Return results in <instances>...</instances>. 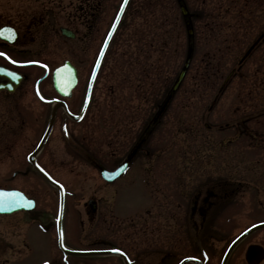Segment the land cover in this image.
I'll list each match as a JSON object with an SVG mask.
<instances>
[{"label":"rangeland","instance_id":"rangeland-1","mask_svg":"<svg viewBox=\"0 0 264 264\" xmlns=\"http://www.w3.org/2000/svg\"><path fill=\"white\" fill-rule=\"evenodd\" d=\"M182 1L194 15L191 39L186 35L176 0L128 1L104 54L85 117L75 123L64 114L57 115L38 154L37 160L63 186L64 242L74 248L103 246L92 242L104 239L133 250L135 255L137 249L142 252L133 264H164L160 259L169 245L176 255L179 241L186 240L188 246L204 240L209 243V253L215 257L221 250L218 253L212 250L221 249L225 240L213 242L209 236H201V230L206 233L210 229L212 233L209 224L212 218H215V232L221 238L227 235L226 240L246 225L264 219V116H258L259 123L254 119L249 122V129L257 135V144L250 139V145L244 148L243 141L239 140L242 136H239L232 145H217L218 141L234 137L233 128L219 131L220 127L264 108V41L230 77L209 112L206 109L222 79L236 66L242 52L263 28L264 2L252 18L248 17L249 22L243 30L237 27L233 16L236 8L225 11L224 0ZM78 2L0 0V12L13 14L41 8L44 15L51 16L50 38L45 41L49 44L44 42L41 47L27 50L26 59H44L48 55L52 64H57L68 57L72 48L78 57L82 55L77 40L60 36L58 32L60 25L75 16L74 6ZM119 3L120 0H103L89 59L86 64H79L82 71L73 91L72 110L81 103L93 54ZM213 3L219 6L218 20L223 22L228 33H235L234 37L221 33L213 37L211 32L216 25L201 21L204 16L211 15ZM82 30L81 26L79 31ZM223 37H232L230 42L224 41L228 43L226 49L222 46ZM189 46L192 51L185 74L163 114L150 123L144 133V138L149 136L148 141H144L145 146L125 175L106 183L98 169L84 157L106 161L111 168L118 161L113 163L117 154L131 150L132 139L159 108L181 69ZM205 51L212 55L213 69L208 76L202 73V58H207ZM35 71L34 75L41 73L39 69ZM31 83L28 77L5 99L6 103L0 102V187L24 190L35 199L45 222L55 218L58 195L57 189L34 173L26 161V154L45 126L43 114L48 108L34 95ZM44 89L41 87L42 93L52 94ZM38 114L40 117H36ZM204 122L210 125L209 129L204 127ZM70 132L84 134V142L90 150L68 151L66 146L72 140ZM111 151H114L113 156ZM232 156L235 162L230 165ZM183 161L196 162V167L187 175L182 169ZM132 175L135 176L130 179ZM178 184H186L182 193L175 191L178 188L174 185ZM194 184L201 187L202 194L212 189L216 196L211 198V207L227 211L226 214H209L202 222L199 215H192L194 223L202 225L203 229L193 231L186 226L184 234L180 225L187 221L182 210L174 207V203L169 205L168 198L170 195V200L185 198ZM90 195L97 199L92 215H88L82 205ZM201 203L199 200L198 204ZM207 203L203 202V206ZM18 216L22 218L23 215H0V259L8 257L11 264H42L44 260L48 264H123L115 255H63L55 247L53 227L50 231L34 224L27 230L26 226L24 244L19 245L20 234L25 229L14 227ZM247 241L264 245V228L255 230L233 250L229 264H237ZM213 261L214 258L210 259V264Z\"/></svg>","mask_w":264,"mask_h":264},{"label":"flooded vegetation","instance_id":"flooded-vegetation-1","mask_svg":"<svg viewBox=\"0 0 264 264\" xmlns=\"http://www.w3.org/2000/svg\"><path fill=\"white\" fill-rule=\"evenodd\" d=\"M102 9H103V0H98L97 3L95 2L94 4H90L87 8H85L83 14L79 15L77 12H74L75 16H72V18L69 17V19H67L66 23L64 24L66 27L73 30V32L75 33V37L70 38V39L77 40L78 51L82 53V55L78 57V55L75 54L76 50L74 48L68 51V59L75 65L77 69L78 79L82 71L79 64L87 63L89 59L90 51L92 48V44L96 40V33H95L96 22H97V19L101 17L100 14H101ZM49 19H51V16L44 15L41 8L39 9L34 8L33 10H30L29 12L19 10L18 12H15L13 14L0 12V29H11L10 33L8 31H5L3 33V36H5L8 39H12V42H9L6 39L0 38V52L5 53L6 57L10 58L8 59V58H5V56H0V83H3L6 80L3 75L5 72V69H11V70L18 71L22 74V80L20 83H22V81L28 80V77H29L31 78L32 81L34 80L32 84L33 89L35 88L37 89L38 86L40 85L42 88L45 87L44 90H47L46 92H48V90H50L51 92H54L51 86L50 72H51V69L54 66H56L58 63L52 64L53 60L50 59L48 55H45V58L43 60L42 59L39 60L38 58H31L28 60L26 59L27 50H31L35 47H41V45L43 46L47 38H50L48 31L51 29L49 26L51 21H49ZM81 26L83 30L80 32L79 29ZM262 41H264V36H262L257 41V43L253 46L251 51L255 49L256 47H258ZM45 43L49 44V42H45ZM76 55H77V58H75ZM11 61H17L18 63H12ZM23 61H35L36 63H19ZM38 69L43 70L40 75V76L42 75L43 76L39 80L38 78L40 76L35 78L36 74L34 75L33 73V72H36L35 70H38ZM11 93L13 92H7L5 89L1 88L0 89V99H1L0 102L3 101V103H6L5 99L9 98V95ZM40 94L41 95L39 96V98L41 99V97H43L41 101L48 103V105L52 103L51 100L55 98H59V96L56 94L51 95V94H45L42 92ZM72 99H73L72 96L65 99V101L69 104V106L71 104ZM50 108L51 106H49L47 110L44 111L43 115H45V117L49 116ZM59 114H64L62 109H60L59 111L56 110L54 117H57V115ZM36 117H40V115L38 114V116ZM153 119H154V116L153 117L150 116V118L147 119L146 126H144L145 128H142L140 132H137L136 137L132 139L133 143H131V149L135 147L136 150L132 154V158L127 164L128 166L134 162V158L137 156L138 152H141L142 147L145 146L144 141H148L149 136L144 138V133L147 131V128L150 125L151 120ZM55 121L56 119L54 118L53 123H55ZM233 125L236 126L237 124L234 123ZM140 134H141V137H139ZM70 136L72 140H70V142L66 146L68 148V151L79 152V149H82V151L90 150L84 142L85 141L84 134L80 136L79 134L70 132ZM113 153L114 151H111L110 153L111 156H113L112 155ZM127 153L117 154V157L115 156L116 158L113 160V163L116 162L117 160L120 161V159L124 158L127 155ZM84 159L87 160L91 165H94L96 168L108 165L106 161L104 162L101 160L95 161L92 156L91 157L85 156ZM182 165H183L182 169H184V173H186L187 175L188 172H192L193 168L196 167L195 166L196 162L190 163L187 161H183ZM186 182H188V180H186ZM176 187L178 188V190H175V191L182 193L186 187V184H184V186L183 184L174 185V188ZM200 189L201 187L199 185L194 184V186L191 187V191L188 193V195H185V193H183L186 197L183 199H180L181 201L180 200L178 201L170 200V198L172 197V195H170V197L168 198L169 205L173 206V203H174V207L176 208L178 207L180 210H182L181 212L183 213L185 217V221H186V216L189 214H192V215L197 214L200 216L201 220H203L204 217L209 214L211 215L226 214L227 210H225L224 208H212L211 207L212 205L211 198H214L216 196V193L212 189H209V191H206L203 194L201 193ZM95 200H96V207H97V199L95 198ZM199 200H201L202 202L201 204H198ZM207 201L209 203H207ZM203 202L207 203L206 204L207 206H203ZM182 204H184V206ZM166 208L168 209V207ZM84 209L88 213L90 208L85 207ZM21 212L23 213V216L22 218L21 217L17 218V221L13 223L14 227H21L24 225L25 227L28 226L27 229H30L33 223H37L42 226L46 222H51L50 220H47L45 223L41 221V219L44 216V213L42 211L37 214L34 211H31L29 213L25 211H21ZM214 219L215 218H212L211 222L209 223L211 226V229H213L212 233L210 229H209V232L203 233V230H201L203 228H201L202 225L200 224L192 223L191 225L193 226L195 231H197V229H200L202 231L201 236L202 235H204L203 237L209 236L210 240H212L213 242H223L225 240V242H223L221 246V249L220 247H218V249L212 250L216 253H218V251L221 250V253L219 255H216L215 257H213L208 251L209 243L205 242L204 240L192 242V244L188 246L186 244V240H181L178 242V244H176L179 247L178 253H176V255H173L174 251L171 249V246L169 245L168 248L164 250V257L161 258L160 261H162L164 264H172L177 256L182 255V253L186 254L188 250L191 252L190 255H193L194 257H198V259L202 262V264H210V259L212 258H214L213 264H229L230 254L233 252V250L254 231L243 236L232 247L229 254L225 258L224 262L222 263L221 262L222 257H223L222 255L227 245L233 239L232 238L233 236L230 237L228 240H226L227 235L221 238V235L215 232L216 225L213 224ZM180 226L182 228V233L185 234L186 223H182ZM49 227H51V224L49 225ZM21 236L22 235H20V237ZM170 242L171 241H169L167 244H169ZM97 243H102V242H97ZM103 243H108V242L104 241ZM251 244H258L261 247V249L259 250L257 254L246 256L245 255L246 248ZM243 248L244 249L242 252V256L237 258V264H264V245L263 244L255 242V241H247L244 244ZM125 250L132 256L133 260H138V258L140 257V253H142L138 249L136 251V255H135V252H132L133 250L131 249H127L125 247ZM205 254L207 255V259L204 258ZM0 264H10V262L8 261L7 257L4 256L0 259ZM190 264H194V263H190Z\"/></svg>","mask_w":264,"mask_h":264},{"label":"water","instance_id":"water-1","mask_svg":"<svg viewBox=\"0 0 264 264\" xmlns=\"http://www.w3.org/2000/svg\"><path fill=\"white\" fill-rule=\"evenodd\" d=\"M180 10H181L182 15H186L187 10H186V8L183 5H180ZM114 20H116V22H117L118 18L115 17ZM188 23H189L188 21L185 22L186 25H188ZM60 32L65 34V35L72 36V33L69 30H67L66 28L61 27L60 28ZM191 32H192L191 27H187V35L188 36L191 34ZM107 36H109V33H107ZM103 45L105 47V45H106L105 40H104ZM247 52H248V50H246V52L243 54V57L246 55ZM189 57H190V55L188 53L183 65H182L181 70L179 71L174 83L171 86V89H170V91H169V93L167 95V98L170 97V95L172 94L174 89L177 87L180 79L182 78V76H183V74L185 72L186 66L188 64V61H189ZM230 74H231V72L228 73V75L225 77L222 85L229 78ZM8 77H9V79L7 81L8 84L0 85V87H6L8 90H12L14 88V86L19 82L20 76L18 74L16 76H12V74H9ZM92 77H93V75H92ZM92 77H91V79H92ZM75 80H76L75 69L67 60L64 61V63L62 65L56 67L53 70V72H52L53 86L62 95H69L70 89L74 85ZM86 98H88V93H87V97ZM85 103H86V101H85ZM165 103H166V101H164V103H163L161 108H163ZM53 110H54V108H53ZM53 110H52V112H53ZM51 118H52V116H51ZM50 124L51 123H49V125L47 126V128H46L44 134L42 135L37 147L29 155V160L33 164V166L36 167L51 184L55 185L58 188L59 196H60L59 206H61L62 187L57 182H55L53 179H51L40 167H38V165L34 161V153L36 152V150H38L39 146L41 145V143L45 139V137H46V135H47V133L49 131ZM126 161L123 162L121 165H119L114 171H107V170L101 169V171H100L101 175L104 178H106L107 180H111L113 177H115L120 172L119 171L117 173V171H116L117 169H120V168L123 169V167L126 164ZM12 193H18L19 195L18 196L11 195ZM4 194H9V195H4ZM32 206H33V201L25 198V196L20 191L15 190V189H0V208L3 209V210H0V213H8V212H11V211H14V210H18V209L29 210ZM263 225H264V222H260V223H257L255 225H252L251 227L246 229L244 232H242L236 239H238L239 237L243 236L245 233H247V232H249V231H251V230H253V229L257 228V227L263 226ZM57 231H58L57 242H58V245L60 246V248L64 252L74 253V254H84V253H94V252L95 253H99V252H101V251H79V250L64 249V247H61L62 242H61V234H60V228H59V222L58 221H57ZM233 242H232V244H233ZM253 254H254L253 250L249 249L248 252H247V256H251Z\"/></svg>","mask_w":264,"mask_h":264},{"label":"snow or ice","instance_id":"snow-or-ice-1","mask_svg":"<svg viewBox=\"0 0 264 264\" xmlns=\"http://www.w3.org/2000/svg\"><path fill=\"white\" fill-rule=\"evenodd\" d=\"M125 3H126V0H121L120 8L116 12V17L117 18H119V16L121 15V12H122V10H123V8L125 6ZM115 26H116V20H113L112 27L109 28V30H108L109 36L111 35V32L115 28ZM5 31H8L10 33L11 32V29H0V35H3V33ZM109 36H105L104 37L105 42H107ZM103 51H104V45H101L100 52L97 54V57H96L97 64L99 63L100 56L103 54ZM0 56H5V58H8V57H6V54L5 53H2V52H0ZM8 59H10V58H8ZM11 62L12 63H18L17 61H11ZM19 63H36V62L35 61H23V62H19ZM94 71H95V65L93 66V73H94ZM12 75L15 76V73H12ZM37 95H39V92H37ZM41 99H43V97H41ZM121 170H122V168L117 169L116 171L118 173ZM4 195H9V194H4ZM11 195L18 196L19 194L18 193H12ZM0 210H3V209L0 208ZM61 247H63V245H61ZM112 251L121 253V255H123V258L125 260H128V257L125 254H123L120 249H112ZM204 258L207 259V255L206 254H205ZM184 259L185 260H196V259H198V257H194V256L193 257H185ZM42 264H48V261L47 260H44L42 262ZM128 264H131V261L130 260H128Z\"/></svg>","mask_w":264,"mask_h":264},{"label":"trees","instance_id":"trees-1","mask_svg":"<svg viewBox=\"0 0 264 264\" xmlns=\"http://www.w3.org/2000/svg\"><path fill=\"white\" fill-rule=\"evenodd\" d=\"M235 1H237V0H229V3L231 4V5H233V4H235ZM243 5H245V0H242V3H241V5L238 7V10H243ZM227 8H229V6H227ZM209 15V14H208ZM218 15V13L216 12H214V10H212V13H211V15L210 16H204V18H201V21L202 22H204V23H211V24H214V25H218V23L216 24V22H215V17ZM210 20V21H209ZM203 23V24H204ZM202 24V23H201ZM242 28H244V23H240L239 24ZM211 29L213 30V26L211 25ZM216 30V29H215ZM213 31V32H211V34H213V36L216 34V32L217 31ZM223 33H225V31H223ZM210 51H205V55L207 56V58H202V67L204 68V70H203V72L202 73H207V76H208V74L210 73V70H212L213 69V67L211 66V63H212V55L211 54H208ZM212 52H214V51H212ZM212 54H215V52L214 53H212ZM211 66V67H210ZM214 66V65H213ZM214 71V70H213ZM212 72V71H211ZM204 81H205V79H204Z\"/></svg>","mask_w":264,"mask_h":264}]
</instances>
